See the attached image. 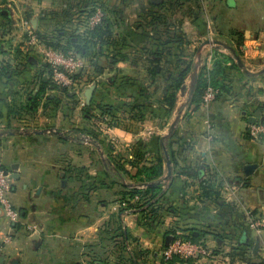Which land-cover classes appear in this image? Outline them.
Segmentation results:
<instances>
[{
	"label": "crops",
	"instance_id": "obj_1",
	"mask_svg": "<svg viewBox=\"0 0 264 264\" xmlns=\"http://www.w3.org/2000/svg\"><path fill=\"white\" fill-rule=\"evenodd\" d=\"M90 2L104 10L107 44L82 55L77 90L59 89L49 83L42 50L59 30L80 34L74 12ZM3 7L0 166L11 175L19 220L9 223L0 209V264H171L161 256L166 238L189 231L217 262L182 264H264V225L256 233L246 218L254 212L264 223V142L247 132L261 119L264 74L228 63L229 90L208 109H182L176 96L169 114L163 103L179 60L191 65L184 84L210 71L215 53L264 68V0H0ZM23 21L42 43L27 45ZM150 67L162 71L151 76ZM90 85L91 103L80 109ZM100 106L112 109L115 125ZM130 107L143 119H131ZM157 158L163 193L153 207H135L139 198L123 195L146 187L132 183L134 165ZM247 165H256L249 176Z\"/></svg>",
	"mask_w": 264,
	"mask_h": 264
},
{
	"label": "trees",
	"instance_id": "obj_2",
	"mask_svg": "<svg viewBox=\"0 0 264 264\" xmlns=\"http://www.w3.org/2000/svg\"><path fill=\"white\" fill-rule=\"evenodd\" d=\"M94 6H99V5L90 2L89 7H87L88 9L87 8L81 9L80 8L81 6H77L76 11L74 13H76L77 15L76 21L82 32L80 34L75 33L79 30L78 27H76V30L69 31L68 33L64 32L63 30H59L57 33H55L54 37H52V40H50L51 42H48L47 44L48 48L53 50H60L64 53L74 52L80 57L84 58L83 56L90 53L89 46H92L94 44L99 46L107 44L109 38L110 25L108 21L105 19V13L99 25H97L93 29H88L86 27V20L92 15L91 7ZM100 8L102 9V7ZM61 31L63 32L64 35L63 36L61 35L60 37ZM64 36L66 37V39H64ZM37 39L42 43L41 41L42 38L40 36H38ZM63 40H65V42H63ZM90 50H92V47ZM228 63H230L231 68L237 69V64H235L232 58L215 53V60L212 65V69L210 71H207L204 68H201L199 70L195 83V88L191 96V99L189 101V105H198L200 103L201 96L207 85H210L212 88L218 91L217 97L220 94L225 93L229 90L228 81L223 79L226 68L225 66ZM89 67L92 68L94 73L99 72L98 71L99 68L95 64H93V62H90ZM161 71L162 69H158V67H152V68L150 67L148 69V72L149 74H151V76H155L156 74H159ZM190 71H191V65L185 64L184 62L179 60L178 73L176 77L173 79L172 82H170L168 85L164 87L163 103L165 105L166 111L169 114L173 111L175 107L176 96L178 92L182 89L184 85V80L188 76ZM49 77H50V71H49ZM74 79L75 81H77V84H79L78 81L81 79V74L80 73L76 74L74 76ZM82 82L83 85L90 84L88 77L85 78ZM49 83L54 87H57L51 82L50 78H49ZM98 109L103 118H108V117L111 118V123L109 125L113 126L116 124V122H114L115 120H113L115 116L111 108L100 106L98 107ZM128 110L133 115L131 116V119L133 120L143 119L142 116H136L138 115L137 114L138 109L130 107L128 108ZM168 157L171 163L172 162L171 155H169ZM162 163H163L162 158H157L148 166L143 165L141 167H138V165H134V167L137 168V171H135V174L131 178H133L135 181L141 184L154 183L152 186H146L144 189L141 190L136 188H126L125 192L123 193L125 198L132 199L136 196L139 198V200L136 201L135 203V207H142V206L153 207L158 202V199L161 197L163 190H162V184H155V182L157 178L161 177L163 174ZM117 168H119V166H116V169ZM214 198L217 199L218 195H214ZM182 237L193 243H198V238H199L198 235L194 236L191 231H189V233L187 234H182ZM177 262L179 264L183 263V261L178 260L176 258L170 261L171 264Z\"/></svg>",
	"mask_w": 264,
	"mask_h": 264
},
{
	"label": "built area",
	"instance_id": "obj_3",
	"mask_svg": "<svg viewBox=\"0 0 264 264\" xmlns=\"http://www.w3.org/2000/svg\"><path fill=\"white\" fill-rule=\"evenodd\" d=\"M203 1V0H198ZM92 15L86 20V27L93 29L99 25L104 17V12L99 6L91 7ZM27 33V45H36L39 41L32 31L28 21L22 22ZM42 59L50 70L51 82L61 89L76 87L74 76L80 73L86 66V61L74 52L64 53L60 50L45 48L42 50ZM78 87V86H77ZM77 89V88H75ZM218 91L207 85L200 100V106L208 109L210 104L216 99ZM80 107H85V100H80ZM261 119L248 126V135L255 140L264 142V101L261 104ZM11 178L4 175L0 170V209L2 215L9 223H16L19 220V213L10 201ZM248 227L259 233L263 228V220L252 215L250 211L246 212ZM164 262H169L176 258L183 262L197 261L199 259H208L217 262L215 255L207 246L202 243H193L182 237V233L175 232L171 235V240L161 251ZM231 260L224 261V264H231Z\"/></svg>",
	"mask_w": 264,
	"mask_h": 264
},
{
	"label": "water",
	"instance_id": "obj_4",
	"mask_svg": "<svg viewBox=\"0 0 264 264\" xmlns=\"http://www.w3.org/2000/svg\"><path fill=\"white\" fill-rule=\"evenodd\" d=\"M1 14L8 17V9L7 7H3L1 10H0ZM235 58V62L237 64V66L246 74V75H252V73H250L248 71V69H246L244 66H243V63L241 61V59L238 57V56H234ZM261 74H264V68L261 69L260 71L256 72L255 75H261ZM195 83H196V74L193 73V76H192V79H191V83H190V86H189V91H188V97H187V101H186V106L188 105L190 99H191V96L193 94V91H194V88H195ZM183 88V87H182ZM184 89V88H183ZM95 90V86L94 85H90L85 91H84V100H85V103L86 105H90L91 103V100H92V96H93V92ZM180 119V114H178L175 118V121L174 123L172 124L171 128H174L176 122ZM251 120V123L253 122V118L250 119ZM256 168V165H247L244 167V174L246 176H249L252 171ZM166 169H167V176L166 178H169L170 175H171V170H170V161L166 158ZM0 170L3 171L4 175H8L9 177L11 175H9V173L7 171H4V169L0 166ZM11 178V177H10ZM14 179V178H13ZM16 179V178H15ZM154 183L152 184H145V186H152ZM171 240V236H168L165 240V246L169 243V241ZM258 249V244H255L254 246V253L256 252V250Z\"/></svg>",
	"mask_w": 264,
	"mask_h": 264
},
{
	"label": "rangeland",
	"instance_id": "obj_5",
	"mask_svg": "<svg viewBox=\"0 0 264 264\" xmlns=\"http://www.w3.org/2000/svg\"><path fill=\"white\" fill-rule=\"evenodd\" d=\"M235 59V58H234ZM247 69V68H246ZM256 69V68H255ZM254 68H251L250 67V73H254V72H257L256 70H255ZM244 73V72H243ZM189 86H190V83L188 82V83H185L184 85H183V88L178 92V95H177V98L179 97V100H180V108H185L186 107V98L188 97V91H189ZM59 88V87H58ZM75 88H78L77 87V81H76V87H71V88H69V89H65V90H67V91H73V90H77V89H75ZM59 89H61V88H59ZM82 99H84V97H82L81 98V100ZM79 106V105H78ZM87 107V105L85 106V107H81L80 109H84V108H86ZM94 120H97V118H94ZM90 136V135H89ZM83 142L84 143H86V144H90V143H92V138L91 137H86V136H84L83 138ZM132 183H134V184H136V183H138L137 181H135V180H133L132 181ZM11 201V200H10ZM255 213L253 212V214L252 215H254Z\"/></svg>",
	"mask_w": 264,
	"mask_h": 264
}]
</instances>
